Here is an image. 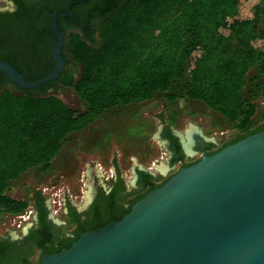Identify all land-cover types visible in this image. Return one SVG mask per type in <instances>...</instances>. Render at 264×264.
Segmentation results:
<instances>
[{
  "label": "trees",
  "instance_id": "1",
  "mask_svg": "<svg viewBox=\"0 0 264 264\" xmlns=\"http://www.w3.org/2000/svg\"><path fill=\"white\" fill-rule=\"evenodd\" d=\"M100 15L98 43L75 33L66 49L79 70L73 83L62 84L83 111L54 95L22 89L0 95V210L9 215L29 206L7 195L9 184L29 169L48 170L67 135L117 107L157 94L173 100L174 84L181 98L201 103L238 131L219 150L264 130V111L262 123L254 121L259 83L245 93L252 68L264 76V0H123ZM193 53L199 56L191 68Z\"/></svg>",
  "mask_w": 264,
  "mask_h": 264
},
{
  "label": "water",
  "instance_id": "2",
  "mask_svg": "<svg viewBox=\"0 0 264 264\" xmlns=\"http://www.w3.org/2000/svg\"><path fill=\"white\" fill-rule=\"evenodd\" d=\"M61 70L58 63L49 75L25 82L0 62L23 89ZM40 264H264V130L179 168L120 220L81 233Z\"/></svg>",
  "mask_w": 264,
  "mask_h": 264
},
{
  "label": "flooded vegetation",
  "instance_id": "3",
  "mask_svg": "<svg viewBox=\"0 0 264 264\" xmlns=\"http://www.w3.org/2000/svg\"><path fill=\"white\" fill-rule=\"evenodd\" d=\"M122 1L0 0V62L15 68L25 82L40 80L52 73L58 63L62 65L54 79L30 89L15 85L0 71V95L7 90L18 93L20 89L50 95L62 87L66 68L77 78L76 63L66 51L69 36L78 33L90 44H97L103 20L100 14ZM53 20L62 38L55 31ZM58 45L55 58L53 53ZM193 128L191 152H187L178 134L168 124L162 127L160 138L167 155L166 169L163 172L155 169L161 164L157 159L152 163L159 176L136 165L128 181L115 169L107 176L99 174L98 169H88L85 177L93 178L88 191L79 198L75 196L79 201L67 199L62 215L57 216L58 210L53 209L49 197L33 192L29 199L31 220L0 238V264H40L43 255L70 247L81 233L120 220L137 201L161 186L179 168L195 163L202 155L219 151L221 146H217L216 137L206 138L202 128ZM236 132L230 138L237 137Z\"/></svg>",
  "mask_w": 264,
  "mask_h": 264
},
{
  "label": "rangeland",
  "instance_id": "4",
  "mask_svg": "<svg viewBox=\"0 0 264 264\" xmlns=\"http://www.w3.org/2000/svg\"><path fill=\"white\" fill-rule=\"evenodd\" d=\"M262 50L264 51V47ZM195 56H199V53H195ZM76 66V70H79L77 64ZM77 78L71 73V69L66 68L64 80L73 83ZM247 78L249 81L245 86V93H254L255 82H258L255 103L258 110L264 111V76H259L254 67L248 72ZM252 78L257 80L253 82ZM179 91L180 87L174 84L170 93H175L177 98L173 100H168L165 94H157L150 101L105 112L90 126L67 135L48 170L32 168L12 181L6 191L7 195L15 200H28L30 206L29 199L33 192H40L45 197L58 193L60 196L53 195L55 202L52 205L54 210H58L59 216L62 215L63 203L67 199L79 201L75 196L79 198V195L83 196L88 191V186L93 182V178L85 177L88 169H98V173L105 174L104 176L115 169L128 181L132 178L136 165L143 170L150 169L159 176L152 163L156 159L161 164L167 163L160 138L164 125L168 124L176 134L184 138L191 128H202L204 137L217 138L218 147L233 139L229 134L235 129L228 122L201 103L181 98ZM49 94L58 97L73 110H84V104L69 86L62 84L58 91ZM254 121L256 125L260 124L259 113ZM16 216L0 210V238L18 229L17 225L21 220Z\"/></svg>",
  "mask_w": 264,
  "mask_h": 264
},
{
  "label": "built area",
  "instance_id": "5",
  "mask_svg": "<svg viewBox=\"0 0 264 264\" xmlns=\"http://www.w3.org/2000/svg\"><path fill=\"white\" fill-rule=\"evenodd\" d=\"M194 60H195V54L193 53V54H192V59L190 60V67H191V68L193 67ZM53 195H54V196H57L58 193H54V194H52V195L49 196V199H50L52 202H55V200L52 199V198H53ZM58 196H60V195H58ZM32 212H33V211H32V209H31V207L29 206V207L23 212V214L17 215L16 217L20 218V220H21V221L19 222L18 225H21V223H27V222H29V221L31 220V218H32Z\"/></svg>",
  "mask_w": 264,
  "mask_h": 264
},
{
  "label": "bare ground",
  "instance_id": "6",
  "mask_svg": "<svg viewBox=\"0 0 264 264\" xmlns=\"http://www.w3.org/2000/svg\"><path fill=\"white\" fill-rule=\"evenodd\" d=\"M193 131V129H190L188 132H187V135L186 137H182V135H180V138L182 140V143H183V146L185 148V150L187 152H191L190 150V144H191V132ZM157 170H160V171H164L166 169V166L164 164H160V165H157L156 168Z\"/></svg>",
  "mask_w": 264,
  "mask_h": 264
},
{
  "label": "crops",
  "instance_id": "7",
  "mask_svg": "<svg viewBox=\"0 0 264 264\" xmlns=\"http://www.w3.org/2000/svg\"><path fill=\"white\" fill-rule=\"evenodd\" d=\"M261 110H262V109H260V110H257L256 114L260 113V112H261ZM211 112H212V111H211ZM259 122H262V121L260 120V118H259ZM191 129H192V128H191ZM191 142H192V140H191Z\"/></svg>",
  "mask_w": 264,
  "mask_h": 264
}]
</instances>
